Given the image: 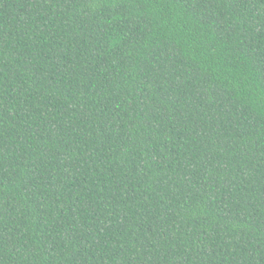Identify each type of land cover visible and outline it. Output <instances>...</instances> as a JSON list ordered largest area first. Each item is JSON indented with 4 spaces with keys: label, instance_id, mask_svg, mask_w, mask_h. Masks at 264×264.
Segmentation results:
<instances>
[{
    "label": "trees",
    "instance_id": "16d2710c",
    "mask_svg": "<svg viewBox=\"0 0 264 264\" xmlns=\"http://www.w3.org/2000/svg\"><path fill=\"white\" fill-rule=\"evenodd\" d=\"M0 264H264V0H0Z\"/></svg>",
    "mask_w": 264,
    "mask_h": 264
}]
</instances>
